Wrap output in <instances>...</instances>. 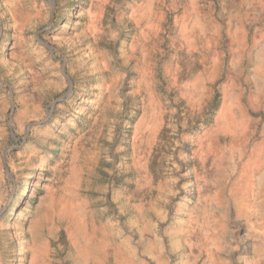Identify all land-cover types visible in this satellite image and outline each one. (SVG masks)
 I'll return each instance as SVG.
<instances>
[{
    "label": "rangeland",
    "instance_id": "obj_1",
    "mask_svg": "<svg viewBox=\"0 0 264 264\" xmlns=\"http://www.w3.org/2000/svg\"><path fill=\"white\" fill-rule=\"evenodd\" d=\"M142 1L0 0L7 62L0 60V256L17 245L12 222L40 213L47 220L37 241L42 247L37 264H73L67 223L53 217L47 194L68 185L75 162L69 151L62 153L63 146L80 138L82 166L70 185L79 212L98 236L110 231L112 242L124 250L110 245L101 264L206 263L208 253L197 249L204 235L193 239L191 251L170 240L181 215L196 205L205 228L211 213L223 222L212 264H254L258 258L264 264V253L254 250L259 240L247 234L233 206L220 216L213 203L205 213L204 204H197V180L212 193V181L224 179L226 171L215 176L209 162L195 156L198 137L214 123L224 86L243 107L246 150L262 139L264 80H253L252 74L259 66L264 75L259 53L264 0H196L207 29L191 48L176 36L175 23L188 2L153 0L160 25L132 49L136 25L129 14ZM11 2L30 15L19 25L6 16ZM96 14L100 28L74 37ZM195 77L200 85L188 97L182 85L196 83ZM18 98L36 107L27 118L18 114ZM144 118L147 126L157 123L154 132L144 128ZM228 141L218 139L219 145ZM29 145L38 154L26 152ZM44 161L50 167H43ZM33 237L31 232L23 237L30 242L28 264Z\"/></svg>",
    "mask_w": 264,
    "mask_h": 264
},
{
    "label": "bare ground",
    "instance_id": "obj_2",
    "mask_svg": "<svg viewBox=\"0 0 264 264\" xmlns=\"http://www.w3.org/2000/svg\"><path fill=\"white\" fill-rule=\"evenodd\" d=\"M185 1L188 2L187 7H185L182 14L175 21L177 26L176 36L180 37L187 47L191 48L200 44V41L205 37L207 23L195 9L196 0ZM153 4V0H143L132 5L129 16L136 25V37L129 44L132 49L144 43L153 33L155 34L160 25L161 17L154 9ZM7 6L6 16L9 17V21L13 25H19L24 19L30 17L29 14H25L19 9L16 2H11ZM96 15L97 17L95 15L91 16L82 26L81 30H75L74 37L79 39L82 36L96 32L100 28V22L97 19L99 14ZM79 20L80 15L78 14L75 23L79 24ZM235 35V33L232 34V37L235 38ZM238 42L240 45L242 40L238 39ZM4 45V37L0 34V60L3 63H7L3 57ZM260 49L259 53L263 51V54L264 47ZM257 67L258 69H255L252 74V79L264 80V75L261 72L263 71L262 68ZM145 72H143V75L146 74ZM200 80V78L196 79V83H192L191 85L183 84L182 88H186L182 92H186L185 95L188 97H193L195 91L197 92V90L194 91V88L200 85ZM173 82H175V79ZM222 92L223 100L215 116L214 123L198 137L199 148L196 150L195 156H197L200 163H204L206 160L207 163L209 162L214 172L213 175L216 176L225 171L226 175H224V179H214L212 181L215 184V191L212 193H208L207 189H203V185L198 179L196 183L197 204L199 206L201 203L204 204L203 213H205L207 212L206 207L213 203L212 209H217L221 213L220 216H225L224 210L228 211L233 206L236 216L244 220L247 234L259 240L257 243H253L256 245L254 249L256 254L264 253V126L261 131L262 139L254 143L249 150H246L247 145L245 143L247 142L248 133L247 124L243 120V107H241L238 96L232 91V88L224 86ZM27 100L25 98H18V114L26 118L28 112L36 108L35 106L28 105ZM86 101L84 100V102ZM143 123L145 128L147 126L146 118H144ZM156 125L157 123L151 124L146 128L150 132H154ZM220 136H226L229 141L224 145H219L218 139ZM79 140L80 138H77L71 145L65 144L63 146L62 153L69 151L70 160L71 162H75V164L70 166L72 171L69 178L65 180V184H68L65 185L66 187L63 186V189L55 191L53 189L48 190L47 206L50 207L54 218L64 219L67 223L68 235L74 248L72 256L73 264H101L106 260V250L110 245L118 250L123 249L121 244L112 242L110 231L105 230L101 236H98L96 233L97 227L87 223L84 214L81 215L79 212L81 204L76 202V197L70 186L74 185L77 181V174L80 172V167L82 166L78 162V155L80 153ZM26 152L33 155L38 154L37 152H33L30 145L26 147ZM232 161L234 164H231ZM43 167L48 168L50 164L44 161ZM39 177L40 175L37 174V180ZM227 179L229 181H226ZM200 213L202 214V210L198 211L197 205L186 210L181 215L177 230L170 233V240L184 250L191 251L195 244L193 239L197 242L198 237L204 235L203 237L201 236L202 242L200 245H197V249H203L208 253V260L204 264H212L211 257L214 256V251L221 247L218 232H220L223 222L219 218H214V215L211 213V216L207 217V227L205 228L204 223L199 224ZM203 219H205L204 216ZM46 220L47 214L40 216V213L38 218L32 217L23 221L20 218L14 220L12 224L15 227H13L12 233L17 240V245H15L16 247L8 256H0V264H28L30 242L28 243L23 238L26 232H31L34 235L31 241L33 244L30 248V264H37V255L42 248L41 244H37V241L41 240L39 239V233ZM251 262L259 264L260 260L258 258Z\"/></svg>",
    "mask_w": 264,
    "mask_h": 264
}]
</instances>
